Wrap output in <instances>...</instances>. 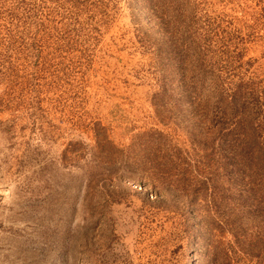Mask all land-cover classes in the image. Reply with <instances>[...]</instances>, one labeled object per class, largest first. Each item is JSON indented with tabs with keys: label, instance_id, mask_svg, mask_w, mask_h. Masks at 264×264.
<instances>
[{
	"label": "rangeland",
	"instance_id": "1",
	"mask_svg": "<svg viewBox=\"0 0 264 264\" xmlns=\"http://www.w3.org/2000/svg\"><path fill=\"white\" fill-rule=\"evenodd\" d=\"M240 84L264 0H0V264H264Z\"/></svg>",
	"mask_w": 264,
	"mask_h": 264
},
{
	"label": "trees",
	"instance_id": "2",
	"mask_svg": "<svg viewBox=\"0 0 264 264\" xmlns=\"http://www.w3.org/2000/svg\"><path fill=\"white\" fill-rule=\"evenodd\" d=\"M245 89L244 84L237 86L227 106V109L230 110L228 115L248 124V130L241 136L242 141L238 146L245 155L249 168L253 170L252 178L256 182L260 181L264 187V122H260L259 118L262 112L261 104H259L260 97L256 96L253 91H245ZM256 119L259 121L258 124L254 121ZM228 136L229 134L225 135L224 143L222 142L223 147L226 146L225 142L228 141Z\"/></svg>",
	"mask_w": 264,
	"mask_h": 264
}]
</instances>
